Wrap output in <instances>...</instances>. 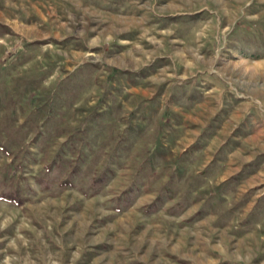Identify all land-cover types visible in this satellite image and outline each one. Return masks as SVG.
Wrapping results in <instances>:
<instances>
[{
	"label": "rangeland",
	"instance_id": "374dc122",
	"mask_svg": "<svg viewBox=\"0 0 264 264\" xmlns=\"http://www.w3.org/2000/svg\"><path fill=\"white\" fill-rule=\"evenodd\" d=\"M0 264H264V0H0Z\"/></svg>",
	"mask_w": 264,
	"mask_h": 264
}]
</instances>
